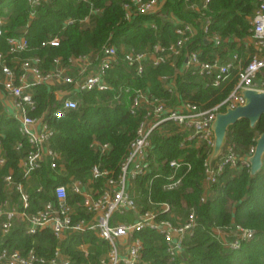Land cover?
Masks as SVG:
<instances>
[{"label":"trees","instance_id":"obj_1","mask_svg":"<svg viewBox=\"0 0 264 264\" xmlns=\"http://www.w3.org/2000/svg\"><path fill=\"white\" fill-rule=\"evenodd\" d=\"M125 1L42 0L31 7L27 0H0V18L4 19L0 51L7 53V38L12 36L24 35L29 42L26 51L7 54L11 66L17 64L14 56L39 57L41 68L49 70L56 58L66 61L73 55H95L106 44L117 49L118 61L106 72L110 88L76 93L73 95L77 100L76 108L65 110L61 116L54 115L61 105L55 100L54 89L60 86L39 84L33 88L36 108L31 114L36 116L47 111L45 120L53 131L50 147L60 158L55 168L45 163L32 174L27 187L30 210L55 200L53 188L64 184L68 186V203L80 216H85L80 205L82 197L69 191L70 183L73 180L86 183L91 177V167L98 163L117 172L144 113L142 107L132 112L136 90L165 98L170 105L187 100L202 108L219 103L229 94L237 80V70H232L229 81L213 86L209 76L184 67L187 52L198 50L203 60L216 56L223 60L224 55L237 53L246 61L248 53L243 39L251 34L250 19L257 6L256 0H208L205 7L202 6L204 0H159L156 11L128 20L122 6ZM192 4L199 8L194 9ZM204 16L209 18L208 35L217 34L222 39L217 47L207 42L208 35L197 26V19L202 20ZM68 19L73 22L67 23ZM184 22L196 23L197 32L185 43L174 64L166 61L153 65L147 61L143 72L138 74L135 66L123 59V50L127 48L148 51L155 44L167 46L175 42V30ZM53 38H57V44L47 43ZM247 49L251 54L254 52L252 47ZM163 76L174 77L173 92L166 87ZM262 131L263 115L253 127L247 119H239L228 127L227 141L238 156L246 157ZM0 137L8 157L0 169L1 185L2 176L10 170L15 177L20 176L17 161L24 152L16 151L15 143L23 141L24 150L28 144L20 135L15 120L3 114L0 115ZM182 140L183 134L174 124H163L154 130L149 149L151 168L132 181L130 193L140 211L166 202L170 211L159 212L158 219L175 223L177 219L185 220L193 210L196 224L183 238L181 255L174 259L166 252L160 232L149 228L134 232L142 245L136 264H264V166L251 176L250 166L239 160L236 167L225 166L214 182L206 184L204 162L210 148L194 142L182 146ZM94 141L108 143L109 149L101 152L93 146ZM172 159H180L185 164L175 174L181 177V184L167 190L163 185L173 172L169 166ZM102 180L92 184L99 187ZM38 186H41L40 191H37ZM237 226L252 230V235L239 238V248L232 249L215 230L225 231L228 240H233L236 236L232 233ZM82 244L86 245V253L80 247ZM57 246L72 264H99L108 250L107 242L91 231L67 234L61 240L47 227L32 235L25 234L23 224H15L5 235L0 232V248L27 250L35 247L39 254L49 256Z\"/></svg>","mask_w":264,"mask_h":264},{"label":"built area","instance_id":"obj_2","mask_svg":"<svg viewBox=\"0 0 264 264\" xmlns=\"http://www.w3.org/2000/svg\"><path fill=\"white\" fill-rule=\"evenodd\" d=\"M41 1L27 0L31 7L37 6ZM256 1L257 6L250 19L251 34L243 39L245 51L251 46L254 52L252 54L248 52L245 62L237 53H232L223 60L218 56L211 60H203L198 50L187 52L184 58L183 63L186 69L193 68L199 74L209 76L213 86H220L229 81L232 70H237V80L233 88L219 103L202 108L198 103L180 100L170 105L165 98L148 95L140 89L136 90L132 99V112L142 107L144 113L136 135L130 141L117 172L98 163L91 167V177L86 183L79 180H73L70 183L69 191L82 197L80 205L85 216H80L68 203V186L64 184L53 188L55 200H48L40 207L30 210L31 202L27 187L32 174L41 169L45 163L55 168L60 158L59 153L50 147L49 140L53 131L45 120L47 111L36 116L31 114L36 108L33 88L39 84L60 86L54 89L55 100L61 104L54 115L61 116L65 110L76 108L77 100L73 97L76 93L90 90L103 91L110 88L106 80V72L118 61L117 49L114 45L106 44L95 55H73L66 61L56 58L53 60V68L43 70L39 57L17 58L14 56L17 64L11 66L7 62V54L26 51L29 48V42L24 35L7 38V53L0 51V115H6L15 120L17 129L28 147L24 150V142L21 140L14 145L16 151L24 152L17 161L20 176L15 177L10 170L1 178V234L9 233L15 224H23L27 235L47 227L59 240L67 234L91 231L108 244V250L101 256L99 264H136L140 258L142 245L133 234L149 228L162 234L166 252L172 259L180 256L183 238L196 224L194 211L190 210L185 220L177 219L175 223L169 219H158V213L170 211V205L162 202L150 209L140 211L129 188L137 176L145 174L151 168L149 149L155 129L163 124H174L183 134L182 146L187 142H194L197 146L205 144L211 150L214 143L211 125L216 113L225 111L226 107L243 104L242 89L264 92V0ZM207 3L208 0H204L202 6L205 7ZM122 6L124 17L128 20L138 14L156 11L160 3L159 0H127ZM191 6L194 9L199 8L195 4ZM202 20L197 19V26H200L208 35L209 18L204 16ZM72 22V19L67 20V23ZM3 23L4 19L0 18V35ZM196 23L184 22L177 26L175 30L177 39L167 46L155 44L148 51L127 48L123 50V59L128 64L134 65L138 74L143 72L144 63L147 61H151L153 65L166 61L174 64L176 57L182 53L185 43L196 34ZM206 40L216 47L222 42L217 34L208 35ZM57 42V38H53L47 43L57 44ZM163 79L167 81L166 87L173 92L176 87L174 77L163 76ZM92 144L104 153L109 149L108 143L94 141ZM254 146L250 148L246 157H240L227 141L221 153L212 162L209 161V156L206 158L205 183L214 182L216 175L225 166L236 167L239 160L249 165L248 157L253 153ZM7 161L8 157L0 137V169ZM184 164L180 159L169 161L173 172L167 177L168 181L163 188L171 190L181 184V177H176L175 174ZM96 180H102V185L94 186L92 183ZM40 190L41 186H38L37 191ZM204 199L205 196L202 200ZM125 210L134 212V218L124 221L113 219L115 212L123 214ZM217 230L224 232L226 238L224 243L232 249L239 248V238H248L252 235V230L237 226L232 233L236 238L228 240V233ZM80 247L85 253L87 252L85 244ZM0 264H72V262L58 246L49 256L39 254L35 247L27 250L2 247L0 248Z\"/></svg>","mask_w":264,"mask_h":264},{"label":"water","instance_id":"obj_3","mask_svg":"<svg viewBox=\"0 0 264 264\" xmlns=\"http://www.w3.org/2000/svg\"><path fill=\"white\" fill-rule=\"evenodd\" d=\"M244 103L235 107H226L225 111L216 113L212 121L214 143L209 154L212 162L222 151L227 143L228 127L239 119H247L253 127L259 118L264 116V92L254 89H242ZM250 175L253 176L264 166V131L255 140L253 153L248 157ZM184 264V263H182Z\"/></svg>","mask_w":264,"mask_h":264},{"label":"rangeland","instance_id":"obj_4","mask_svg":"<svg viewBox=\"0 0 264 264\" xmlns=\"http://www.w3.org/2000/svg\"><path fill=\"white\" fill-rule=\"evenodd\" d=\"M250 47H251V46H250ZM122 49H123V48H122ZM248 52H249V51H248V49H247V50H246V53H248ZM230 55H231V54H230ZM246 56H247V54H246ZM225 58H228V56H227V55H224V57H223L222 59H225ZM176 72H177V71H176ZM129 190H130V188H129ZM134 216H135V213H134V212L129 211V210H125L123 214H120V213H118V212H115V213L113 214V219H118V220H122V221H124L125 219H126V220L133 219Z\"/></svg>","mask_w":264,"mask_h":264},{"label":"crops","instance_id":"obj_5","mask_svg":"<svg viewBox=\"0 0 264 264\" xmlns=\"http://www.w3.org/2000/svg\"><path fill=\"white\" fill-rule=\"evenodd\" d=\"M215 233L218 235V237L224 242V240L226 239L225 238V234L224 232L222 231H218V230H215Z\"/></svg>","mask_w":264,"mask_h":264}]
</instances>
